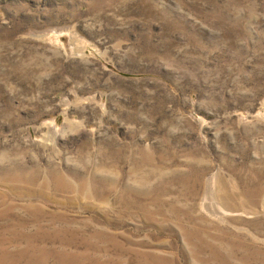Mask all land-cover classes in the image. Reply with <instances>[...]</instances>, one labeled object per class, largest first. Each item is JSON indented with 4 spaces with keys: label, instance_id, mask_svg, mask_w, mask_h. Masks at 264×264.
<instances>
[{
    "label": "rangeland",
    "instance_id": "obj_1",
    "mask_svg": "<svg viewBox=\"0 0 264 264\" xmlns=\"http://www.w3.org/2000/svg\"><path fill=\"white\" fill-rule=\"evenodd\" d=\"M0 264H264V0H0Z\"/></svg>",
    "mask_w": 264,
    "mask_h": 264
}]
</instances>
